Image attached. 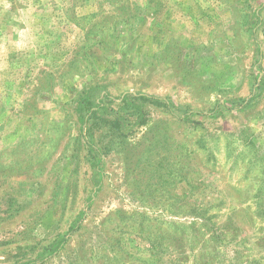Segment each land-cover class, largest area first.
<instances>
[{
  "label": "rangeland",
  "instance_id": "1",
  "mask_svg": "<svg viewBox=\"0 0 264 264\" xmlns=\"http://www.w3.org/2000/svg\"><path fill=\"white\" fill-rule=\"evenodd\" d=\"M31 262L264 264V0H0V264Z\"/></svg>",
  "mask_w": 264,
  "mask_h": 264
},
{
  "label": "trees",
  "instance_id": "2",
  "mask_svg": "<svg viewBox=\"0 0 264 264\" xmlns=\"http://www.w3.org/2000/svg\"><path fill=\"white\" fill-rule=\"evenodd\" d=\"M102 87L95 86L92 88H89L83 92V94L80 96L78 100L77 105V113L79 115V118L82 122V124H86L87 121L92 120L93 124L102 125V124H112L115 128L118 127L119 121L118 118L115 119V117H112V120L115 119L114 122L109 121L108 117L112 115V113L106 109H101V104L104 99H107V94L103 96L98 102H96L95 97L99 94V91ZM137 98L142 100H151V101H159V98H154L152 96H146L144 94H140ZM122 100L127 101L128 98H123ZM116 115V114H115ZM142 118V117H141ZM86 138V135H85ZM65 242V239L62 238L61 240L54 241L47 249L54 252L57 251L62 244ZM28 263V264H32Z\"/></svg>",
  "mask_w": 264,
  "mask_h": 264
}]
</instances>
